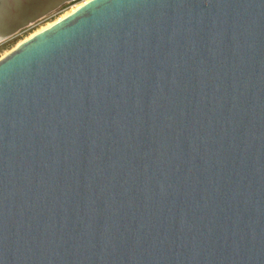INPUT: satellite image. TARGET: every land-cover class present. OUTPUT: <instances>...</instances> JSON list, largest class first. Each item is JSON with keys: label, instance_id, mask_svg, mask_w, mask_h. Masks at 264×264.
<instances>
[{"label": "water", "instance_id": "obj_1", "mask_svg": "<svg viewBox=\"0 0 264 264\" xmlns=\"http://www.w3.org/2000/svg\"><path fill=\"white\" fill-rule=\"evenodd\" d=\"M71 1L0 0V42ZM0 264H264V0H87L4 54Z\"/></svg>", "mask_w": 264, "mask_h": 264}, {"label": "bare ground", "instance_id": "obj_2", "mask_svg": "<svg viewBox=\"0 0 264 264\" xmlns=\"http://www.w3.org/2000/svg\"><path fill=\"white\" fill-rule=\"evenodd\" d=\"M54 1L55 0H15L14 5H15L16 10L14 12H11L10 14H8L7 16L4 17L3 22H2L3 28H10V27H12V29L18 28L20 25L24 24V21H26V19L28 17H30L31 19H34V18L38 17V15L43 13V11L45 9L49 8L54 3ZM86 1H84V2H86ZM84 2L82 1V2L72 6L66 13L61 15L57 20H59L60 18L66 16L70 12L74 11L75 9H77ZM40 19H42V17L39 18L38 20H40ZM38 20H36V21L34 20V21L30 22L28 25H26V27L34 24ZM57 20H55V21H57ZM52 23L53 22L48 23L47 25L41 27L37 31L49 26ZM26 27H24V28H26Z\"/></svg>", "mask_w": 264, "mask_h": 264}, {"label": "rangeland", "instance_id": "obj_3", "mask_svg": "<svg viewBox=\"0 0 264 264\" xmlns=\"http://www.w3.org/2000/svg\"><path fill=\"white\" fill-rule=\"evenodd\" d=\"M82 1L84 2L86 0H75V1L67 2V3L63 4L58 9L49 13L48 15L43 17L42 19L35 22L34 24H32V25H30L24 29H21L12 37L0 42V58L4 54H6L8 51H10L12 48H14L20 41L24 40L25 38H27L28 36H30L31 34L36 32L41 27L47 25L48 23L54 22L61 15L66 13L72 6L78 4Z\"/></svg>", "mask_w": 264, "mask_h": 264}]
</instances>
